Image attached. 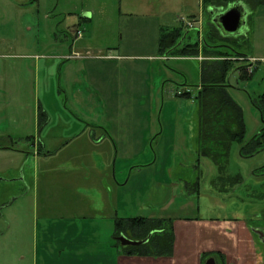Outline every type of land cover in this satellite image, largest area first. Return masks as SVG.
<instances>
[{
    "label": "rangeland",
    "instance_id": "obj_1",
    "mask_svg": "<svg viewBox=\"0 0 264 264\" xmlns=\"http://www.w3.org/2000/svg\"><path fill=\"white\" fill-rule=\"evenodd\" d=\"M199 2L0 0V264H72L61 261L59 247L43 252V240L49 235L55 239L58 230L87 228L83 217L92 212L78 204L76 191L78 184L97 186L102 180L93 157L85 159L88 171L74 161L76 141L53 159L34 158L46 134L40 112L52 113L48 133L53 149L70 133L58 119L62 105L85 122L98 124L93 131L106 137L99 150H111L112 161L116 159L123 217L198 215L264 226V150L246 157L240 144L233 143L227 174L242 176L233 186L215 182L216 164L198 151L194 96L201 84V60L214 57L159 50L162 28L180 25L189 34L185 42L200 41L201 48V36L213 24L211 11ZM193 14L202 23L189 28ZM240 32L244 36H231L239 42L247 37V44L240 48L244 56L233 57L238 69L229 74L228 91L242 108L244 140L249 141L263 127L253 99L264 91V4ZM85 71L93 72L98 90ZM242 73L252 75L241 78ZM185 91L191 96L180 95ZM113 133L115 140L109 141ZM137 165L143 167L131 172ZM69 166L80 170L57 172ZM46 169L56 171L50 174L54 182L44 181ZM100 192L94 193L105 196ZM254 239L264 251L257 234ZM80 253L85 258L87 253ZM68 256L65 252L62 258Z\"/></svg>",
    "mask_w": 264,
    "mask_h": 264
},
{
    "label": "crops",
    "instance_id": "obj_2",
    "mask_svg": "<svg viewBox=\"0 0 264 264\" xmlns=\"http://www.w3.org/2000/svg\"><path fill=\"white\" fill-rule=\"evenodd\" d=\"M247 12L246 23L247 25L250 17L257 11V8L262 5H258L253 9L251 4L240 1ZM199 7L203 8L202 0L199 2ZM212 18L218 13L214 12V9L210 8ZM220 12V11H219ZM202 23L200 15L193 14L188 20L189 28H195L196 25ZM195 24V25H194ZM247 34V33H246ZM241 36L243 34L241 33ZM204 39V36H201ZM200 59V58H199ZM85 76L92 88L100 87V84L93 80V72L85 71ZM2 84V83H1ZM106 98V97H105ZM58 106L60 103H57ZM57 106V107H58ZM61 117H58L62 122L65 129L68 130L67 135L60 138L62 142L57 148L53 149L50 144L54 142L49 135V124H52V113L47 110V124L44 127L45 137L39 139V147L37 150V156L34 158L38 161L41 159L52 158L57 155L58 152L63 151L68 145L77 141L78 149L71 154L74 161L79 163L88 171L85 167V159L93 157L91 161L100 172H102V180L97 186L89 184H78L77 188L80 191H76L80 194L78 204L89 207L92 212L90 215H85L83 218L88 222L87 228L83 231H79L75 228H68L61 231L55 232V239H52L51 235L49 238L43 240V252L47 251L49 246L59 247L61 250V261H71L72 264H203L202 253L204 252H221L225 255L226 264H264V252L259 247L254 239L252 229L248 226V223L242 219H229L225 217H177L174 221L175 229V245L174 253L170 257H148V256H136V255H125L119 248L115 246L114 238V219L125 206H121L119 203L118 189H121L120 181L118 179V173L115 168L116 159L112 161L111 150H99L101 145H104L106 141L105 136L96 135L93 131L95 127H99L96 123H87L84 120L72 115L68 112L66 105L60 106ZM55 114V113H54ZM44 124V125H45ZM59 125V122L55 120L53 124ZM68 125V126H66ZM70 126V127H69ZM89 134L86 133V131ZM42 132V130H41ZM109 141L115 140L113 135H108ZM35 139V138H34ZM116 146V144H115ZM103 148V147H101ZM113 151V150H112ZM100 156L101 164L96 161L95 157ZM53 159V158H52ZM70 163V162H67ZM138 166V167H137ZM134 170H141L143 166L137 165ZM137 167V168H136ZM77 169V170H76ZM77 166H69L65 170H57L65 172L79 171ZM56 171L46 169L43 177L44 181L54 182L50 178L51 173ZM81 172V171H80ZM87 177V176H86ZM110 179H109V178ZM37 185V184H36ZM143 188V186L141 187ZM103 191L101 196L94 192ZM116 193V195H115ZM101 197V202L97 198ZM132 207L131 200L127 202L126 209L130 210ZM129 214V213H126ZM128 217L130 215H127ZM123 217V215H121ZM102 221L108 222L105 227L102 226ZM104 225V224H103ZM65 252L69 253L70 258H62ZM79 252H85V258L81 255L78 256ZM90 253V256H88ZM78 256L76 259L75 256ZM215 258V257H214ZM216 264H221L215 258ZM206 263V261H205Z\"/></svg>",
    "mask_w": 264,
    "mask_h": 264
},
{
    "label": "trees",
    "instance_id": "obj_3",
    "mask_svg": "<svg viewBox=\"0 0 264 264\" xmlns=\"http://www.w3.org/2000/svg\"><path fill=\"white\" fill-rule=\"evenodd\" d=\"M240 1L251 4L253 9L264 4V0H202V5L205 11L209 12V9L213 8L217 13L226 9L231 3ZM210 16L212 20V15ZM184 27L180 25L174 28H162L159 50L163 54L198 56L203 53L204 56L214 57L201 60V84L194 96L199 109L198 151L201 156L210 158L216 164L218 176L215 182L233 186L242 181L240 174L235 177L227 174V163L233 143L240 144V154L246 157L264 150V91L253 99V104L261 116L263 127L249 141L244 140L246 127L242 108L228 91L229 74L238 69L235 67L237 59L233 57L244 56L240 48L247 44L248 38L245 37L244 42H239L240 38L223 36L213 24L210 33L204 36L200 48V41L185 42L189 34L184 31ZM251 75L242 73L240 77L249 78ZM181 95L190 97L191 92L185 91ZM39 120L45 124L47 113L40 112ZM262 169L264 170V167ZM174 220L172 217L116 216L114 219L115 239L125 234L131 239L142 240L150 233L152 234L147 242L140 245L123 246L115 240V246L125 255L170 257L174 253L176 240ZM212 256L221 264H226L225 255L218 251L202 253L203 264Z\"/></svg>",
    "mask_w": 264,
    "mask_h": 264
},
{
    "label": "water",
    "instance_id": "obj_4",
    "mask_svg": "<svg viewBox=\"0 0 264 264\" xmlns=\"http://www.w3.org/2000/svg\"><path fill=\"white\" fill-rule=\"evenodd\" d=\"M212 9V8H211ZM247 12L241 2H233L226 9L216 14L212 18V22L216 25L223 36H231L240 34L242 26L246 23ZM142 240H134L121 234L117 240L121 245H140L148 241L150 235ZM206 264H216L215 258L210 257Z\"/></svg>",
    "mask_w": 264,
    "mask_h": 264
},
{
    "label": "flooded vegetation",
    "instance_id": "obj_5",
    "mask_svg": "<svg viewBox=\"0 0 264 264\" xmlns=\"http://www.w3.org/2000/svg\"><path fill=\"white\" fill-rule=\"evenodd\" d=\"M221 12V11H220ZM219 11H218V13H220ZM217 13V14H218ZM214 24V23H213ZM215 25V24H214ZM215 27H216V25H215ZM218 29V28H217ZM183 92H181L180 93V95L182 94ZM175 221V220H174ZM249 226V225H248ZM251 229H252V231H253V234H257V236H258V238H259V242H262V243H264V226H262V227H251V226H249ZM125 235V234H124ZM120 236V235H119ZM116 240H117V237H116ZM264 252V251H263ZM213 257V256H212ZM210 258V257H209ZM208 258V259H209ZM207 259V260H208ZM207 260H206V262H207ZM206 264V263H205Z\"/></svg>",
    "mask_w": 264,
    "mask_h": 264
},
{
    "label": "built area",
    "instance_id": "obj_6",
    "mask_svg": "<svg viewBox=\"0 0 264 264\" xmlns=\"http://www.w3.org/2000/svg\"><path fill=\"white\" fill-rule=\"evenodd\" d=\"M254 62L252 63V66H253V64L256 62V60L255 59H252ZM251 72H252V70H250Z\"/></svg>",
    "mask_w": 264,
    "mask_h": 264
},
{
    "label": "bare ground",
    "instance_id": "obj_7",
    "mask_svg": "<svg viewBox=\"0 0 264 264\" xmlns=\"http://www.w3.org/2000/svg\"><path fill=\"white\" fill-rule=\"evenodd\" d=\"M212 10V9H211ZM240 34H241V32H240ZM240 34H238V35H240Z\"/></svg>",
    "mask_w": 264,
    "mask_h": 264
}]
</instances>
